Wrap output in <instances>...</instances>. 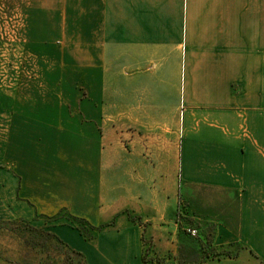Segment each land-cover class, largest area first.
Segmentation results:
<instances>
[{
  "label": "crops",
  "instance_id": "0c3cea01",
  "mask_svg": "<svg viewBox=\"0 0 264 264\" xmlns=\"http://www.w3.org/2000/svg\"><path fill=\"white\" fill-rule=\"evenodd\" d=\"M97 11L116 17L110 54L97 49L109 66L80 103L90 124L71 177L48 152L55 132L38 150L29 140L35 119L65 120L51 96L6 91L0 73V220L67 209L110 223L90 240L52 223L86 264H143L142 237L151 260L179 250L181 211L212 225L217 249L241 247L213 264H264V0H99Z\"/></svg>",
  "mask_w": 264,
  "mask_h": 264
},
{
  "label": "rangeland",
  "instance_id": "374dc122",
  "mask_svg": "<svg viewBox=\"0 0 264 264\" xmlns=\"http://www.w3.org/2000/svg\"><path fill=\"white\" fill-rule=\"evenodd\" d=\"M98 2L0 0V73L5 74V89H18L22 98L32 96L34 91L38 97L51 96L52 112L61 114L65 120L53 116L50 121L35 119L36 134L29 140L38 150L44 144L39 136L44 129L57 134L50 141L48 152L64 163L65 177L73 175L76 134L88 132L90 124L82 115L80 103L92 100L95 68L100 67L101 62L109 66L106 55L104 61L96 62L97 49L101 54H110L112 22L116 17L111 12L99 13ZM121 48L126 52V47L121 45ZM20 106L26 107L25 104ZM70 193L65 190L61 195L70 198ZM66 211L60 215H43L39 222L18 218L0 220V264H86L81 251L52 231V223L65 222L76 227L78 233L82 229L87 236L100 231L101 224ZM181 213L175 214L178 232L182 233L179 250L175 247L167 257L151 260L153 256H148L151 240L142 237L140 256L147 260L146 264H213L211 260L215 256L209 255L212 253V225L197 230L200 236L197 233L195 237L186 236L184 228L199 229V223L192 217L189 220L185 216L183 220ZM73 217L85 218L95 228ZM240 249L239 245L229 248L235 257Z\"/></svg>",
  "mask_w": 264,
  "mask_h": 264
},
{
  "label": "trees",
  "instance_id": "16d2710c",
  "mask_svg": "<svg viewBox=\"0 0 264 264\" xmlns=\"http://www.w3.org/2000/svg\"><path fill=\"white\" fill-rule=\"evenodd\" d=\"M63 211H65V209H62L59 213H58V215H60V213L61 212H63ZM67 212V211H66ZM70 216V215H69ZM73 219L74 220H77V221H79V222H81L82 221V223L83 224H85V223H87V225H88V227L89 228H95L94 226H92V225H90L88 222H87V220H85L84 218H77V217H73ZM110 224V223H109ZM109 224H101V226L98 228V229H102L103 227L105 228L106 226H108ZM79 231H80V233L82 234V235H84V237L85 238H87V239H91L93 236H87V234H85L84 232H83V230L82 229H79ZM187 230H186V227L184 228V232L186 233L185 235L186 236H188V235H190L188 232H186ZM54 237V236H53ZM191 237H195V236H191ZM54 238H56L58 241H60V242H62V240L61 239H59L57 236H55ZM63 243V242H62ZM233 245H235V244H231V246H233ZM212 253H210L209 255H212V256H216V255H219V254H223V255H225V256H229V257H232V256H234V254L232 253V252H230V250H227V248L226 247H221L220 249H217L215 246H213L212 245ZM141 261L143 262V263H147V260L142 256L141 257Z\"/></svg>",
  "mask_w": 264,
  "mask_h": 264
},
{
  "label": "built area",
  "instance_id": "2783aa9c",
  "mask_svg": "<svg viewBox=\"0 0 264 264\" xmlns=\"http://www.w3.org/2000/svg\"><path fill=\"white\" fill-rule=\"evenodd\" d=\"M186 230H187L186 232H188L191 236H195L197 233L196 228L187 227Z\"/></svg>",
  "mask_w": 264,
  "mask_h": 264
}]
</instances>
